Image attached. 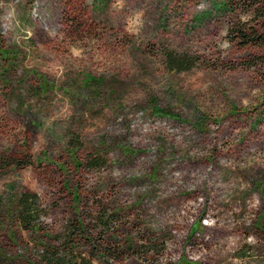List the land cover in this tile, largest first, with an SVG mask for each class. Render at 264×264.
Masks as SVG:
<instances>
[{"label": "rangeland", "instance_id": "obj_1", "mask_svg": "<svg viewBox=\"0 0 264 264\" xmlns=\"http://www.w3.org/2000/svg\"><path fill=\"white\" fill-rule=\"evenodd\" d=\"M250 18L234 0H0V264H264L263 53L227 37Z\"/></svg>", "mask_w": 264, "mask_h": 264}, {"label": "trees", "instance_id": "obj_2", "mask_svg": "<svg viewBox=\"0 0 264 264\" xmlns=\"http://www.w3.org/2000/svg\"><path fill=\"white\" fill-rule=\"evenodd\" d=\"M234 2L240 5L242 10L251 14V18L249 21H238L229 26L227 37L240 48L251 47L262 51L263 54L255 57L250 64L264 62V0H234ZM194 63L195 60L192 57H177L172 53L168 55V64L172 69H177L178 71L190 70ZM12 164H16V166H22L23 164L26 166L28 165V163H21L20 161L16 163L13 162ZM17 206L18 210L16 211V215L20 218V223L30 230L36 227V213L39 212L36 208V197L33 194L24 193L19 197ZM102 223L109 225V221L103 220ZM72 227L76 234L81 233L83 235L87 232L86 227L81 222L73 224ZM86 241L91 243L90 238H86ZM69 242V238L65 239V246L66 244L68 245ZM44 253V256H48L47 262L50 264H85L84 260L72 263L71 259H66V256L60 255L61 251L57 248L52 249V251L46 249Z\"/></svg>", "mask_w": 264, "mask_h": 264}]
</instances>
